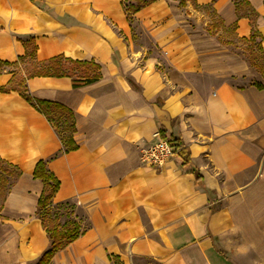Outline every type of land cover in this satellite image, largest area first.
Listing matches in <instances>:
<instances>
[{"label":"crops","instance_id":"1","mask_svg":"<svg viewBox=\"0 0 264 264\" xmlns=\"http://www.w3.org/2000/svg\"><path fill=\"white\" fill-rule=\"evenodd\" d=\"M125 1L0 0V61L16 63L0 88L23 77L31 97L71 110L78 146L52 158L62 149L54 127L17 92H0V159L21 172L0 205V264H36L49 247L36 216L41 160L60 182L53 202L76 204L90 225L49 264H264V90L247 57L221 41L233 26L249 39L253 10L264 53V0H157L132 22ZM194 3L221 20L215 35ZM55 57L92 62L100 77L80 88L29 77ZM160 127L188 165L174 149L160 169L142 164Z\"/></svg>","mask_w":264,"mask_h":264},{"label":"trees","instance_id":"2","mask_svg":"<svg viewBox=\"0 0 264 264\" xmlns=\"http://www.w3.org/2000/svg\"><path fill=\"white\" fill-rule=\"evenodd\" d=\"M32 3L39 4L41 0H30ZM157 0H128L123 4V9L126 14V18L129 22L133 21V17L136 12L145 8ZM187 0H181L180 5L185 6ZM193 1V0H191ZM196 8L206 9V13L209 14L212 24L208 26L207 32L209 35H215L216 30L222 26V22L219 17L211 10L210 4L204 6H198L194 3ZM239 4H236V7ZM239 15V14H238ZM256 12L251 10L247 14L252 26V33L249 39H238L235 35V27L228 29L230 39L223 40L222 44L231 45L238 48L235 40L244 46V53L247 54V62L253 70L259 71L261 74L264 73V53L262 50L261 42L263 37L257 31L255 26ZM120 33V32H119ZM26 47V57L35 59L36 46L32 38L28 39L27 42L23 43ZM30 49V51L28 50ZM28 50V51H27ZM259 54V55H258ZM261 59L263 64L259 63L257 59ZM22 60V58H19ZM16 63H7L0 61V73L4 67H13ZM41 76H55V77H71L73 88H80L82 86L94 83L100 77L99 66L92 62L86 61H73L62 57H55L43 63H35L33 72L29 77H41ZM26 79L23 77L17 78L13 75L9 81V87L0 88V92L6 93L10 91L17 92L28 104H30L37 112L42 114L46 120L54 127L56 133L60 137L62 143V149H60L52 158H57L61 155L67 154L71 151L78 149V146L74 142L73 135L75 129V117L71 110L63 105L57 103H50L38 99H34L28 94V90L25 85ZM131 83V82H130ZM253 85L259 89L264 90V83L255 82ZM133 86V84H132ZM159 134L161 138L167 140L173 147L175 155L181 160L182 165L189 164L188 150L182 146L179 139L172 137H165V130L159 128ZM14 170V171H13ZM13 171V172H12ZM0 172L4 177H14L16 181L21 172L17 167L10 165L0 159ZM193 172V171H192ZM197 180H200V176L195 173ZM33 178L39 179L43 183V191L38 200L36 216L41 222V226L46 232L49 239V247L42 253L36 264H49L53 256L66 248L69 244L76 241L82 236L88 229L89 223L87 218H79L75 214V206L70 201L54 203L53 198L59 189V180L50 173L46 168V161H39L36 163L33 170ZM11 184V186L15 183ZM10 186V187H11ZM10 188H8L7 192ZM6 192V194H7ZM6 195H4L5 197ZM3 197V198H4ZM68 210L69 213L65 214V222L60 224L57 216L53 213V210ZM86 221V224H84ZM114 264H122L117 257H111Z\"/></svg>","mask_w":264,"mask_h":264},{"label":"rangeland","instance_id":"3","mask_svg":"<svg viewBox=\"0 0 264 264\" xmlns=\"http://www.w3.org/2000/svg\"><path fill=\"white\" fill-rule=\"evenodd\" d=\"M194 8H196V7H194ZM196 10H199L202 13L206 12V9H203V8H199V9L197 8ZM208 15L209 14H207V15L205 14V17H208ZM134 31L135 32L137 31V32L140 33V28L137 25H134ZM136 39H137V37H136ZM141 42L143 44H145V45H149V43H150V41L147 38V35L145 33H143ZM136 44L139 45V43H136ZM237 49H239V53L240 54L245 55V57H246L247 54L243 53L244 51L243 52L241 51V50L244 49L243 45L238 46ZM257 60H258L259 63L263 64V61L260 58L257 59ZM255 72H256L257 79L260 80L262 83H264V73L261 74L260 72H258L256 70H255ZM4 178H5V180L3 179V174L0 172V205L3 202V199H4L3 197H4V195H6V192H7L8 188H10L11 184L15 181L13 176L12 177H7V178L4 177ZM74 206H75V209H74L75 214H77V216L79 218H81V219L84 218V213L80 209L77 208L76 204H74ZM53 213L57 216V219L60 222V224H62L63 222L66 221L64 216H65V214H68L69 211L68 210H57V209H54ZM84 224H86V221H84ZM139 264H155V263L152 262V261H142V262H139Z\"/></svg>","mask_w":264,"mask_h":264},{"label":"built area","instance_id":"4","mask_svg":"<svg viewBox=\"0 0 264 264\" xmlns=\"http://www.w3.org/2000/svg\"><path fill=\"white\" fill-rule=\"evenodd\" d=\"M172 155V145L167 140L161 138L154 144L143 148L141 150L140 159L143 165L150 168L160 169L169 162Z\"/></svg>","mask_w":264,"mask_h":264}]
</instances>
